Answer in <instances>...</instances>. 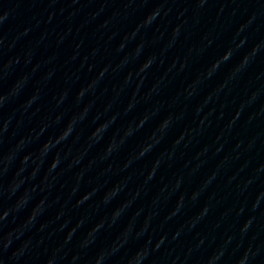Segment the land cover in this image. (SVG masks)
<instances>
[{
    "label": "water",
    "instance_id": "1",
    "mask_svg": "<svg viewBox=\"0 0 264 264\" xmlns=\"http://www.w3.org/2000/svg\"><path fill=\"white\" fill-rule=\"evenodd\" d=\"M0 264H264V0H0Z\"/></svg>",
    "mask_w": 264,
    "mask_h": 264
},
{
    "label": "clouds",
    "instance_id": "2",
    "mask_svg": "<svg viewBox=\"0 0 264 264\" xmlns=\"http://www.w3.org/2000/svg\"><path fill=\"white\" fill-rule=\"evenodd\" d=\"M229 55H230V54H226L225 57H224V59L227 60V59L229 58ZM245 59H246V58H245Z\"/></svg>",
    "mask_w": 264,
    "mask_h": 264
}]
</instances>
